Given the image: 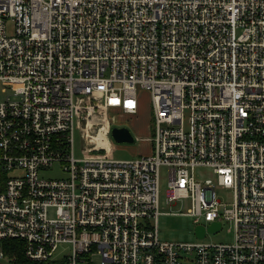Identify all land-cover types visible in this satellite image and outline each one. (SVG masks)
Wrapping results in <instances>:
<instances>
[{
  "label": "built area",
  "instance_id": "built-area-1",
  "mask_svg": "<svg viewBox=\"0 0 264 264\" xmlns=\"http://www.w3.org/2000/svg\"><path fill=\"white\" fill-rule=\"evenodd\" d=\"M0 87V264H264V0H0ZM141 90L150 151L115 159ZM162 167L233 242L160 240Z\"/></svg>",
  "mask_w": 264,
  "mask_h": 264
},
{
  "label": "rangeland",
  "instance_id": "rangeland-1",
  "mask_svg": "<svg viewBox=\"0 0 264 264\" xmlns=\"http://www.w3.org/2000/svg\"><path fill=\"white\" fill-rule=\"evenodd\" d=\"M1 89V87H0ZM6 99L5 94L0 93V100ZM114 122L117 126L126 127L129 129L133 137L136 138L133 142H117L113 137V152L112 156L119 160L134 159L148 151L149 144L144 140L145 137L151 135V101L150 94L147 90H141L139 94V111L138 114L129 116H115ZM81 139L79 132H75V155L76 158H82ZM49 177H62V173L58 167L46 172ZM196 174L201 177L212 176V171L207 168H198ZM168 189V170L166 167L161 168L160 179V215L158 217L159 238L165 242H196L195 233L196 224L194 218L189 215H181L187 213L189 204L187 202H178L169 204L167 202L166 191ZM218 196L222 201L230 200L231 192L229 190L218 191ZM54 211L50 210V217H54ZM234 234L230 225L227 223L223 229L217 233L208 235L204 240L207 243H231L233 242ZM68 246H60L56 252L58 257H63L64 253H68ZM92 264H100L98 255L92 258Z\"/></svg>",
  "mask_w": 264,
  "mask_h": 264
},
{
  "label": "water",
  "instance_id": "water-1",
  "mask_svg": "<svg viewBox=\"0 0 264 264\" xmlns=\"http://www.w3.org/2000/svg\"><path fill=\"white\" fill-rule=\"evenodd\" d=\"M112 137L117 142H133L134 141L133 135L131 134L129 129H127L126 127H117V126H115L112 129ZM220 228H221V223L220 222L213 223L207 229H205V227L203 225H198V226L195 227L196 237L204 238V236L206 234V231H208L210 233H214V232L218 231Z\"/></svg>",
  "mask_w": 264,
  "mask_h": 264
},
{
  "label": "trees",
  "instance_id": "trees-1",
  "mask_svg": "<svg viewBox=\"0 0 264 264\" xmlns=\"http://www.w3.org/2000/svg\"><path fill=\"white\" fill-rule=\"evenodd\" d=\"M3 247L5 248L7 253L16 256V260L19 264H46V263H37L29 260L25 256L22 243L18 242L17 240H6L3 242Z\"/></svg>",
  "mask_w": 264,
  "mask_h": 264
},
{
  "label": "crops",
  "instance_id": "crops-1",
  "mask_svg": "<svg viewBox=\"0 0 264 264\" xmlns=\"http://www.w3.org/2000/svg\"><path fill=\"white\" fill-rule=\"evenodd\" d=\"M148 146H149V145H148ZM149 151H150V147L148 148V151H147V152H149ZM147 152H146V153H147Z\"/></svg>",
  "mask_w": 264,
  "mask_h": 264
}]
</instances>
